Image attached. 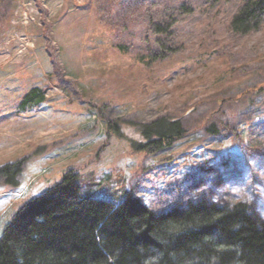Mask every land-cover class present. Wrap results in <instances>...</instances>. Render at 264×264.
<instances>
[{
    "label": "rangeland",
    "instance_id": "1",
    "mask_svg": "<svg viewBox=\"0 0 264 264\" xmlns=\"http://www.w3.org/2000/svg\"><path fill=\"white\" fill-rule=\"evenodd\" d=\"M241 3L0 0V167L27 160L18 187L0 177V236L69 170L82 197L157 213L246 202L264 219V24L234 32ZM171 20V37L153 32ZM36 87L47 101L22 110ZM168 116L188 133L136 151L138 125Z\"/></svg>",
    "mask_w": 264,
    "mask_h": 264
},
{
    "label": "trees",
    "instance_id": "2",
    "mask_svg": "<svg viewBox=\"0 0 264 264\" xmlns=\"http://www.w3.org/2000/svg\"><path fill=\"white\" fill-rule=\"evenodd\" d=\"M241 1L231 28L245 35L264 24V0ZM173 25L171 20L152 30L169 38ZM46 101L44 89L36 87L24 94L20 107L26 111ZM120 127L110 129L121 134ZM138 127L141 139H132L133 147L149 154L189 131L182 119L169 116ZM209 131L217 133L216 125ZM26 161L0 167L6 185L19 186ZM79 180V173L69 170L21 207L0 236V264H264V219L246 202L192 201L157 213L131 195L119 205L82 197Z\"/></svg>",
    "mask_w": 264,
    "mask_h": 264
}]
</instances>
